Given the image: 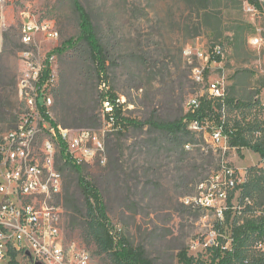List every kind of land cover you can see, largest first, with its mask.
<instances>
[{
  "label": "rangeland",
  "instance_id": "rangeland-1",
  "mask_svg": "<svg viewBox=\"0 0 264 264\" xmlns=\"http://www.w3.org/2000/svg\"><path fill=\"white\" fill-rule=\"evenodd\" d=\"M247 1L210 0L207 9L198 13L189 0H81L109 53L105 85L98 83L83 45L61 55L55 53L57 81L50 90L48 116L56 128L71 132L101 129L100 100L107 93L123 100L124 116L135 123L122 132L106 134L102 157L86 164L84 175L98 185L112 234L143 248L154 264H180L177 255L182 250L199 263H208L210 251L204 242L211 232L219 229L222 240H228L234 226L264 215L258 154L247 148L226 153V159L247 172L243 194L252 199L253 207L220 222L213 212L184 200L195 194L198 182L219 168L222 154L202 134L194 136L189 149L183 151L170 134L149 124L153 116L163 122L180 120L187 113L188 99L205 92V83L199 85L191 79L192 67L198 62L184 51L202 53L219 46L220 62L206 76L208 81L220 78L224 85L225 101L217 110L221 120L229 130L243 129L251 143L258 131L264 133V14L246 11ZM27 17L55 22L59 40L43 42L45 52L78 37L70 0H7L0 4V143L26 111L17 83L22 71L20 55L26 49L20 43V28ZM259 33L263 41L254 46L250 41ZM52 123L44 122L47 127H53ZM202 157L205 165L197 172L201 176L190 185L193 189L188 194L181 184L185 172L177 168L201 165ZM61 162L57 159L58 167H63ZM63 174L65 178L70 175ZM235 197L239 198V191ZM72 218L66 211L62 245L67 264H74L76 256L88 257L90 264H116L111 255L98 254L83 229L71 225ZM259 241L260 237L252 235L243 259L236 264L257 256ZM11 257L8 252L0 264H7ZM15 260L35 264L19 254Z\"/></svg>",
  "mask_w": 264,
  "mask_h": 264
},
{
  "label": "built area",
  "instance_id": "built-area-1",
  "mask_svg": "<svg viewBox=\"0 0 264 264\" xmlns=\"http://www.w3.org/2000/svg\"><path fill=\"white\" fill-rule=\"evenodd\" d=\"M6 2L0 0L1 5ZM245 9L252 14H264V0H248ZM58 40L59 32L52 20L27 17L21 25L20 43L26 49L20 55L22 71L17 89L26 111L0 143V259L9 252L11 256L19 254L35 264H67L68 255L62 245L65 210L58 201L63 176L56 161L90 164L102 157L106 134L120 130L113 117L114 103L109 100L102 103L104 125L99 130L71 132L45 126L44 114L48 116L52 105L50 90L57 81L53 68L57 59L55 49L45 52L42 44L57 43ZM262 41L259 33L250 43L258 46ZM184 54L198 62L191 70L192 81L206 84L204 93L188 99L187 111L196 110L201 97L224 103L226 94L220 78L208 81L206 76L209 68L217 64L214 58L221 54L219 46L202 53L187 49ZM122 102V99H116L123 111ZM187 128L195 135L202 134L208 145L222 156L219 168L201 180L195 194L185 198L184 203L213 212L220 222L252 208V199L243 194L247 172L235 166V161L225 158L228 151L236 153L240 149L231 147L223 126L194 120L187 123ZM254 138V141L264 140V133L260 130ZM185 147L189 149L190 146ZM62 154L64 158H61ZM258 163V170L264 176V155L258 154ZM262 196L264 198V190ZM222 238L218 229L217 233L209 234L204 244L209 250L219 247L230 250L231 236L228 240ZM258 252V255L264 254V237L260 238ZM72 263L90 264L86 256H76Z\"/></svg>",
  "mask_w": 264,
  "mask_h": 264
},
{
  "label": "trees",
  "instance_id": "trees-1",
  "mask_svg": "<svg viewBox=\"0 0 264 264\" xmlns=\"http://www.w3.org/2000/svg\"><path fill=\"white\" fill-rule=\"evenodd\" d=\"M70 1L77 16L78 37L76 41H64L55 50V53L61 55L70 48L83 45L88 52L89 61L98 79V83L105 85L110 60L106 45L99 34L97 26L93 22L92 15L88 12L81 0ZM189 1L190 3H194L197 7L196 11L200 13L207 9L210 0ZM214 59L216 62H220L219 56ZM116 99V95L107 93L105 96H102L100 103L102 105L105 100L114 103L113 117L115 123L120 127L119 131L122 132L126 125H135V123L124 116L122 105L117 104ZM199 101V107L196 110H188L178 121L163 122L153 116L149 124L157 130L170 134L173 141H176L184 151L185 146L192 143L194 136H196L188 130L187 123L194 120H207L213 122L215 125L223 126L225 133L229 135L231 147H237L239 149L247 148L256 154L264 155V140H256L251 143V140H247L243 135V129L235 127L234 130H229L225 122L223 124L220 118L221 116L217 112L222 102L208 99L207 97H201ZM44 117L46 122L52 123L49 116L44 114ZM52 124L56 128V125L54 123ZM64 157L62 154L61 158ZM204 159L202 157L201 165L193 163L177 168V171L185 172V175L181 178V184L188 194L193 189V187L190 188V185H195L197 183V177L201 176L197 172L205 165L203 162ZM62 163L63 167H58V169L63 176V189L58 201L63 206L65 212L67 211L73 215L71 225L82 228L86 236L94 242L98 254L111 255L116 264H154L148 258L143 248L133 247L123 236L120 237L117 234H112V228L108 221L107 206L103 201L98 185L96 181L88 179L84 175V167L86 165L73 164L68 160ZM65 171L70 174L67 178L63 174ZM260 181L264 182V176H260ZM245 188L246 185L244 186ZM260 190L261 194H263L264 183L263 187H260ZM76 215H83V217L79 218ZM226 220L228 221V218ZM255 234L257 237H264V215L255 220H245L242 224L234 226L231 233V249L223 250L221 247L211 248L209 250V261L205 264H236L239 260L243 259L249 238ZM222 243L224 244L225 242ZM177 258L180 264H203L199 263L195 258L188 256L185 250L180 251ZM10 264H19L15 260L14 255L11 257ZM249 264H264V254L255 256L249 261Z\"/></svg>",
  "mask_w": 264,
  "mask_h": 264
}]
</instances>
